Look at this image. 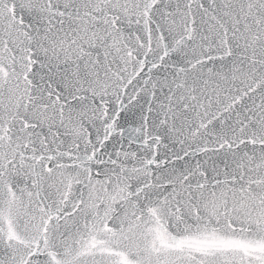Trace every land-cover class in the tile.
Listing matches in <instances>:
<instances>
[{"label": "snow or ice", "instance_id": "1", "mask_svg": "<svg viewBox=\"0 0 264 264\" xmlns=\"http://www.w3.org/2000/svg\"><path fill=\"white\" fill-rule=\"evenodd\" d=\"M0 264H264V0H0Z\"/></svg>", "mask_w": 264, "mask_h": 264}]
</instances>
